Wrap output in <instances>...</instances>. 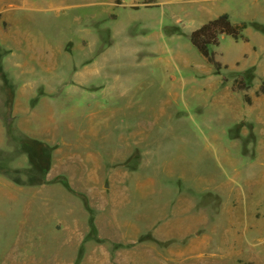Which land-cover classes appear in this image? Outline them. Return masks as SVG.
Returning a JSON list of instances; mask_svg holds the SVG:
<instances>
[{
  "label": "rangeland",
  "instance_id": "rangeland-1",
  "mask_svg": "<svg viewBox=\"0 0 264 264\" xmlns=\"http://www.w3.org/2000/svg\"><path fill=\"white\" fill-rule=\"evenodd\" d=\"M227 1L232 21L248 22L249 39L221 37L219 74L189 39L197 18L173 1L135 12L115 0H0V120L8 122L0 170L38 181L61 149L71 171L109 185L100 199L65 183L0 196V264L58 250L75 262L80 246L54 229L62 209L71 225L75 216L86 224L75 264H264V0ZM152 9L165 13L164 51L132 16ZM27 44L43 51L33 55ZM100 51L110 63L87 86L71 84L85 53ZM250 68L248 88L234 89ZM15 98L33 113L26 126L48 128L37 137L46 159L27 173L11 168L26 163L20 152L42 150L16 143ZM0 189L10 186L0 180ZM19 222L27 224L23 244Z\"/></svg>",
  "mask_w": 264,
  "mask_h": 264
},
{
  "label": "crops",
  "instance_id": "crops-1",
  "mask_svg": "<svg viewBox=\"0 0 264 264\" xmlns=\"http://www.w3.org/2000/svg\"><path fill=\"white\" fill-rule=\"evenodd\" d=\"M168 1L172 3L179 4V9L182 14L187 15H194L197 20L198 24H200L198 27H200L203 23L207 22L208 20L224 13L229 12L230 6L228 4L227 0H130L129 2L127 0H115V3L117 5H120L122 7H129L130 9L135 10V12H138L141 10V7H145V9H149V7L154 6H160L161 4H165ZM155 9L149 10L148 12L140 15L141 12H139L138 16H132L136 19H138V22L142 24V32L143 35L146 36L147 39L151 40L154 43V49L156 51H164V39L167 36L166 33V27L165 25V13L164 10L162 12H156ZM152 11H154L152 13ZM177 21H180L178 18ZM192 30L189 31V33ZM188 33V34H189ZM223 37V36H222ZM86 38H83L85 40ZM247 39H249L247 37ZM14 40L21 44L19 36H15ZM27 40V39H26ZM248 41V40H246ZM28 50H33V55L37 54L38 52H42L43 50H39L37 47L33 48V45L27 44ZM108 48H106L103 52H105ZM102 54V51H100L98 54H94L95 56L92 57V54L85 53V56L79 61V66L75 69L73 68L71 70L72 72H78V75L75 79L71 80V84L73 85H79V86H87L90 83L91 76H95L98 73V68L106 67L111 61V58L108 57H100ZM45 60V59H44ZM45 61H49L45 60ZM45 64V63H42ZM48 65H51L50 63H47ZM47 68V67H46ZM26 85V84H24ZM20 103V100L18 98L13 99V111L11 113L13 121L15 120V123L17 121V129L19 131V134L17 133V141L16 143H28L30 144H38L39 147L42 150V154L39 155L37 158L40 159V161H44L46 159L47 154V145L44 140H38L37 137L48 135L46 132L48 128H32L30 126H26L27 122H29L30 116L33 113L31 111L25 112L24 107L18 108L17 104ZM8 122H5V120H0V130L6 129L8 130ZM15 133V132H14ZM9 139V138H8ZM9 141V140H7ZM34 142V143H33ZM12 143V142H10ZM4 143H0V148H5L4 146H7L8 143L3 145ZM12 148V147H11ZM9 149V148H7ZM61 149H57L56 153H52L51 162L46 161V165L49 166L47 168V172L45 175V182L39 183V181H32L29 182L30 176L28 175L27 178L22 179V181L17 182L12 177L9 176V174L4 170H0V180H3L5 185L10 186V190H1L0 189V196H12V194H29V189H32V185L38 186V187H44L48 186L50 184L54 183H65L68 186V189L70 185H72L75 189L83 190L84 195L87 197H92L93 199H100L105 198V195L107 191L105 188H107L109 185L104 186V178L101 177L98 173L91 175L92 181L88 182L83 175H80L76 170H70V164L67 159H65L64 155H61L60 152ZM20 156L23 158L28 157L26 163L19 164L17 161L14 163L13 169H25V173H27L28 170L31 169L32 163L29 160V154L27 151H21ZM37 156V155H36ZM29 178V179H28ZM65 178V179H64ZM113 180V179H112ZM87 181V182H86ZM81 182H85L83 186H80ZM74 189V190H75ZM76 193V191H75ZM28 197V196H27ZM26 211V214H29L30 209H28V206L24 209ZM66 210V212H65ZM62 213L61 217H57L55 221L54 229L56 230H62L65 229L69 231L70 237L73 238L76 242V247H79L78 249V256L75 260H79V255L81 252V247L85 246V233H86V224L83 222H80L79 218L75 216L72 219L73 225H71L70 220L68 218H64V213L68 215L67 209L59 210ZM25 222H19L17 225H15V232H16V241H19L23 244L27 241V239H24V231L27 230L26 226L27 224H24ZM32 227V226H30ZM32 229V228H31ZM70 230H72L73 234L71 235ZM60 250L56 251L55 253L51 254H43L44 256L41 257H47V259L44 258H30L28 255H25L24 253H21L19 255H13V260H11L7 264H75V262H72V260L65 262L64 260L60 259V257L63 258L62 255H60ZM84 255V254H83ZM82 255V259L78 263L84 262L86 259V256ZM91 257V256H90ZM68 260V259H67ZM42 261V262H40ZM47 261V262H46Z\"/></svg>",
  "mask_w": 264,
  "mask_h": 264
},
{
  "label": "trees",
  "instance_id": "trees-1",
  "mask_svg": "<svg viewBox=\"0 0 264 264\" xmlns=\"http://www.w3.org/2000/svg\"><path fill=\"white\" fill-rule=\"evenodd\" d=\"M247 25L248 22L245 21L240 24L234 23L231 20L230 15L227 12H224L203 23L200 27L192 30L189 33V39L191 43L196 47V49L207 59V61L215 67L217 73L222 74L223 65L219 60L216 59L213 47L219 45L220 39L224 35L232 36L235 39L247 40V37L243 33V30L247 27ZM253 77L254 68H250L245 72H241L240 77L235 78L233 88L239 91L246 90L248 88L247 83L250 82ZM223 79L224 81H227V78L225 76H223ZM261 93H264V81L262 86L258 90V94ZM244 100L250 103L251 97L246 93L244 95ZM26 149L29 157L31 158V170H33L34 165H36L35 160L38 159V156L33 155L32 149L30 147ZM47 168L48 165L44 164L42 178L38 180L39 183L45 182ZM30 174L31 172L29 173V175ZM92 226L94 228V225Z\"/></svg>",
  "mask_w": 264,
  "mask_h": 264
}]
</instances>
